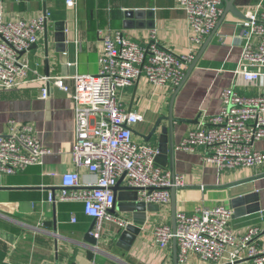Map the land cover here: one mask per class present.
<instances>
[{
    "label": "crops",
    "instance_id": "0c3cea01",
    "mask_svg": "<svg viewBox=\"0 0 264 264\" xmlns=\"http://www.w3.org/2000/svg\"><path fill=\"white\" fill-rule=\"evenodd\" d=\"M258 4L264 8V0L234 1L245 17ZM130 9L151 10L153 14L132 19V28L126 30L122 27L123 12ZM46 11L51 19L40 42L23 56L31 65L27 84L0 95V135L7 134L10 122L14 121L18 127H31L41 146L50 150L42 166H31L23 173L0 178V264H174L173 241L164 250L153 238L156 225L171 227L170 204L146 214L145 224L129 246L119 240V225L104 223L96 252L83 240L92 226L83 206L73 202L53 204L48 201L51 192L46 188H55L58 195L62 176L73 168L71 149L75 135L71 96L75 85L64 77L96 75L102 39L113 37L116 30L143 45L154 34L163 48L185 56L192 48V32L185 14L175 0H78L75 8L66 7L65 0H0L5 22L30 21ZM240 22L227 14L219 27L217 24L210 43L175 96L172 115L185 121L173 126V168L175 175L182 178L183 186L175 193L176 215L227 206L232 211L230 230L241 236L257 226L262 231L257 242L264 245V166L222 171L203 160V150L177 148L190 131L203 128L211 116L218 114L225 88L234 87L239 94L251 97L264 96V78L249 82L233 75L242 62L241 46L236 41ZM58 23L65 28L62 45L55 41L54 27ZM202 47H195L194 59ZM39 77L60 78L68 90H59L52 82H40ZM43 88L48 91L44 99ZM174 91L153 86L142 76L120 94L123 109L144 118L133 127L136 142L145 143L143 137L157 119L167 116ZM150 143L157 148V139ZM253 148L264 153V138L255 142ZM163 161L165 167H160L169 171V154ZM79 174L81 184L93 185L96 181L94 175L82 169ZM252 195H256L255 201L249 200L251 197L243 204H232ZM114 216L132 223L131 214L118 211ZM184 264L207 263L191 254Z\"/></svg>",
    "mask_w": 264,
    "mask_h": 264
},
{
    "label": "built area",
    "instance_id": "2783aa9c",
    "mask_svg": "<svg viewBox=\"0 0 264 264\" xmlns=\"http://www.w3.org/2000/svg\"><path fill=\"white\" fill-rule=\"evenodd\" d=\"M48 1V0H45ZM78 0H65L75 8ZM185 14L192 36V48L185 56L174 54L158 44L154 34L147 45L128 39L116 30L113 37L102 39L96 75L64 77L74 82L71 96L74 105V144L71 149L73 168L64 173L55 198L48 201L73 202L83 206L85 216L93 222L91 236L99 243L104 223L120 227L127 223L110 214L114 203L113 187L124 177L122 186L138 188V201L168 206L170 172L155 159L153 144L136 142L132 134L135 124L144 118L123 109L120 94L144 77L156 87L174 91L184 80L186 70L194 62L195 47L214 31L223 10L222 0H175ZM51 14L30 21H3L0 12V95L19 90L27 84L31 72L27 54L40 42ZM236 41L241 46V64L235 77L253 82L264 78V8L258 4L253 13L241 20ZM65 32V31H64ZM52 82L59 90L68 88L60 78L39 77ZM47 88L41 98L47 97ZM221 106L203 128L190 131L178 149L203 150L205 162L220 170L264 166V153L253 144L264 138V96L239 94L234 87L222 90ZM50 150L43 148L29 126L18 127L14 121L9 131L0 135V178L23 173L28 167L42 166ZM94 175L95 183L81 184L79 170ZM174 186L182 188V178L174 177ZM232 211L219 205L177 214L175 231L168 225H156L153 238L160 249H168L176 241L178 263L184 264L194 254L207 264H264V245L258 244L262 233L257 226L237 236L230 228ZM74 222V220H72ZM96 252L99 248L91 247ZM93 264H96L95 262Z\"/></svg>",
    "mask_w": 264,
    "mask_h": 264
},
{
    "label": "water",
    "instance_id": "95a60500",
    "mask_svg": "<svg viewBox=\"0 0 264 264\" xmlns=\"http://www.w3.org/2000/svg\"><path fill=\"white\" fill-rule=\"evenodd\" d=\"M223 1V6L224 10L223 13L217 22L218 26H220V23L224 20L227 14L231 15L232 17L240 20H245V16L237 10L236 6H234V1L235 0H222ZM149 15L152 17V11H141V10H126L123 12V22H122V27L126 30H130L132 28L131 23L132 19H138L139 17L143 15ZM151 27L152 23H150ZM64 25L62 23H58L55 25L54 29L56 32V37L55 41L58 45H62L65 41V35L64 31L65 28L63 27ZM216 29V28H215ZM216 32V31H215ZM214 31L211 33V35L205 40V43L200 50L199 54L195 57L194 62L191 63L186 70L184 80L182 83L175 89V91L172 94V98L169 103V108H168V113L167 116H162L157 119L155 124L152 127V130L149 132V134L144 138L145 143H149L152 141V139H157V148L156 150L158 151V154L156 156V163L159 166L165 167L163 158L169 154V172H170V186L169 192H170V202L169 204L171 205V229L173 232L175 231L176 227V222H175V215H176V204H175V193L178 190H181L183 188H176L174 186V168H173V155H174V142H173V126L174 123L182 124L185 123V121L175 119L172 115V108L175 100V96L177 93L180 91V89L183 87L185 84L186 80L188 79L187 77L191 73V71L195 68L196 64L199 61V58L202 56L203 52L207 48L208 44L210 43V39L215 33ZM165 124V125H164ZM124 177L119 179L117 181V184L113 187V192H114V203L113 207L110 210V214L114 215L118 211L124 213L125 215L131 214V220L132 223H128L123 227H119L118 234L119 235V240L125 241L126 244L129 246L134 242V239L137 237V235L140 232V227L145 224L146 221V214L147 213H153L154 211L158 210L159 206L157 205H151V204H144L141 201H138V192L141 191V189L138 188H129L122 186ZM49 189L51 192V195L53 198H55V192L57 191L55 188H46ZM45 189V190H46ZM252 197V198H251ZM251 198V199H249ZM256 200V195H252L249 197H243L238 200L233 201L232 204H243L244 201L247 200ZM54 204V203H53ZM133 217V219H132ZM93 222L92 226L90 229L86 232L84 236V241L87 242L91 247H97L99 248V243L91 236V231L93 229ZM173 259H174V264H178V260L176 257V241L175 239L173 240Z\"/></svg>",
    "mask_w": 264,
    "mask_h": 264
}]
</instances>
